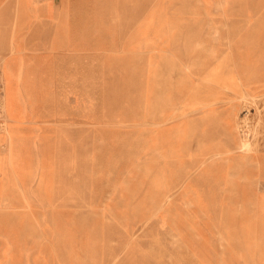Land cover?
<instances>
[{"label": "rangeland", "instance_id": "1", "mask_svg": "<svg viewBox=\"0 0 264 264\" xmlns=\"http://www.w3.org/2000/svg\"><path fill=\"white\" fill-rule=\"evenodd\" d=\"M115 1L99 0V20L109 21L107 27L111 29H133ZM238 1L245 7L253 4V0ZM175 10L157 0H141L139 14L134 16L156 21L164 18L167 24L158 22L157 26L169 29L173 27L170 21L183 14ZM238 29L241 37L233 39L228 30L225 41L227 70L236 72L241 66L253 69V56L257 61L264 56V42L253 43V26ZM104 60L112 63L110 68L103 66ZM162 60L158 56L98 58L97 115L130 121L124 128L127 131L109 132L119 136L105 137L108 132L99 129L94 139H38L35 151L41 152L39 157L45 153L55 154V158L47 164L50 168L37 163L31 171L48 173L51 194L44 199L36 197L30 204L2 209L5 212L0 215L2 240L12 231L18 242L32 250L33 259L28 257L31 264H264V90L257 93L241 89L239 93L227 87V94L236 97L235 101L226 99L215 104L225 128H230L232 118L234 125L240 122L239 133L249 138L250 152L242 155L230 148L219 155L211 152L204 162L197 163L187 150H197L202 141L228 142L234 139L233 130L203 135L197 124L199 112L161 121L172 104L162 102L161 90L135 87L161 83L163 74L169 88L175 76H183L179 70L172 74L169 68L162 69ZM199 79L200 74L194 73L193 83ZM3 92L6 123L1 130L5 131L9 120L5 85ZM235 105L237 112L231 117ZM216 126L213 124L211 130ZM186 130L188 135L183 136ZM176 140H183L186 146L177 160L181 165L177 170L158 169L163 167L158 163L176 161L167 158ZM63 150L64 164L69 168L52 169L62 162ZM68 151L79 153L74 162L69 163ZM227 160L231 161L229 166ZM165 172L170 174L166 176L168 181L180 174L181 184L159 201L160 186L155 190L154 178ZM19 175L23 181L28 178V172L18 171V180L22 181ZM73 184L82 186L78 194ZM91 184L98 190L92 187L91 191ZM119 184L126 191L138 188L137 197L143 200L112 195ZM174 221L185 242L173 232ZM127 251L131 252L129 257Z\"/></svg>", "mask_w": 264, "mask_h": 264}, {"label": "crops", "instance_id": "2", "mask_svg": "<svg viewBox=\"0 0 264 264\" xmlns=\"http://www.w3.org/2000/svg\"><path fill=\"white\" fill-rule=\"evenodd\" d=\"M98 2L0 0V73L9 116L7 130H0V215L2 209L14 208L17 203L30 204L36 197L44 199L51 194L48 173L33 174L31 171L37 163L42 168H50L47 164L53 163L51 160L55 158V154L46 155L44 152L39 157L41 152L35 151L38 139H94L99 129L108 132L105 137L119 136L109 132L127 131L124 128L130 121L97 115L99 57L123 60L158 56L164 58L162 69L169 68L172 74L178 70L182 73L180 78L174 77V84L169 88L163 74L161 83L153 81L135 88L162 91V102L172 106L166 110L161 121L199 112L197 124L203 135L226 129L232 133L233 130L234 139L228 142L202 141L197 150H187L197 163L204 162L205 155L211 152L224 153L235 147L240 138V122L234 125L235 119L232 118L230 128H225L222 116L215 107L216 103L226 99L235 101L236 97L227 94L226 88H234L239 93L241 89L257 93L264 90V56L260 61L253 56V69L245 70L247 68L241 66V70L231 71L227 70L225 47L226 31L233 30L234 33L228 32V35L237 39L242 36L238 29L242 25L253 26V43L264 42V0H253L248 7L241 6L238 0H157L164 7L170 5L177 12L183 11L184 15L170 21L173 27L169 29L157 26L158 22L160 25L167 24L164 18H157L160 21H156V18L134 16L139 14L141 0H116L115 4L122 7V12L134 27L126 31L108 28L109 21L99 20ZM130 3L133 5L130 6ZM126 22L129 21L126 19ZM122 63L125 64V61ZM111 64L108 60L103 61L106 68H110ZM194 73L200 74L197 83H193ZM147 94L150 96V93ZM236 105L230 113L231 117L237 112ZM213 124L217 126L211 132ZM182 135L187 136V130ZM179 141L176 140L167 152V158L176 161L158 163L163 166L158 169H178L181 163L177 160L186 150L185 142ZM69 146L73 148L72 144ZM63 151L62 162L58 161L61 165H52V169L69 168L70 165L64 164L66 151ZM67 153L69 163L74 162L79 154L73 151ZM229 163L227 160L228 166ZM18 171L28 172V178L23 181L19 175L22 180L19 181ZM167 175L170 174L160 173L154 178L155 190L160 186L156 200L167 198L181 184L180 174L169 181ZM73 185L77 187L78 194L82 186ZM96 186L91 184L90 190ZM138 190L126 191L125 186L119 184L112 195H132L134 199L128 197L126 200H143L137 197L140 196ZM172 224L173 232L183 241L177 222ZM13 234L10 231L4 235L3 241L0 228V264H31L28 257L33 259L32 250L26 243L18 242ZM130 253L127 251L126 256L129 257ZM89 255L95 257L92 253Z\"/></svg>", "mask_w": 264, "mask_h": 264}, {"label": "bare ground", "instance_id": "3", "mask_svg": "<svg viewBox=\"0 0 264 264\" xmlns=\"http://www.w3.org/2000/svg\"><path fill=\"white\" fill-rule=\"evenodd\" d=\"M244 98H246V96L244 95L243 96ZM244 108V107H243ZM247 109V108H246ZM243 123L245 122V120L242 121ZM241 126V125H240ZM243 127V126H242ZM241 128V127H239ZM212 132V130H210ZM242 131V130H241ZM244 134V133H243ZM246 136V135H245ZM244 135H242V133L240 134V138L238 139V143H235V147L233 148H236L240 151V153H242V155H246L248 154V152H250V143L249 142V138L247 139ZM252 146V144H251ZM217 155V153H216ZM219 155V153H218ZM230 158V157H229ZM230 160V159H229Z\"/></svg>", "mask_w": 264, "mask_h": 264}, {"label": "built area", "instance_id": "4", "mask_svg": "<svg viewBox=\"0 0 264 264\" xmlns=\"http://www.w3.org/2000/svg\"><path fill=\"white\" fill-rule=\"evenodd\" d=\"M3 83L0 77V130L3 128L5 123L4 111H3Z\"/></svg>", "mask_w": 264, "mask_h": 264}]
</instances>
